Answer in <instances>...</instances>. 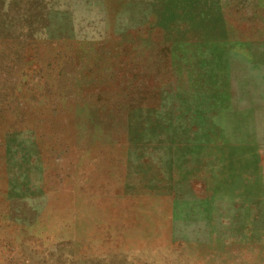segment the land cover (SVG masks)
<instances>
[{
  "label": "rangeland",
  "instance_id": "374dc122",
  "mask_svg": "<svg viewBox=\"0 0 264 264\" xmlns=\"http://www.w3.org/2000/svg\"><path fill=\"white\" fill-rule=\"evenodd\" d=\"M0 264H264V0H0Z\"/></svg>",
  "mask_w": 264,
  "mask_h": 264
}]
</instances>
